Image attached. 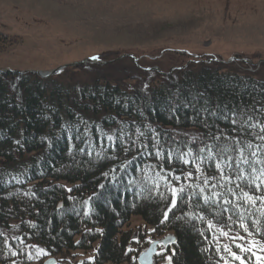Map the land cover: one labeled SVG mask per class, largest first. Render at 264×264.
Returning a JSON list of instances; mask_svg holds the SVG:
<instances>
[{"label": "trees", "instance_id": "trees-1", "mask_svg": "<svg viewBox=\"0 0 264 264\" xmlns=\"http://www.w3.org/2000/svg\"><path fill=\"white\" fill-rule=\"evenodd\" d=\"M60 76L0 73V264L96 246L90 264L131 262L151 235L133 217L176 236L158 260L264 264V79L214 64L133 91Z\"/></svg>", "mask_w": 264, "mask_h": 264}, {"label": "rangeland", "instance_id": "rangeland-1", "mask_svg": "<svg viewBox=\"0 0 264 264\" xmlns=\"http://www.w3.org/2000/svg\"><path fill=\"white\" fill-rule=\"evenodd\" d=\"M203 64L264 79V0H0L3 73L47 78L35 71L61 68L51 76L60 73L67 85L101 80L133 91L146 89L155 74ZM130 223L151 234L125 263L138 264L151 242L169 233L153 234L155 228L139 217ZM16 230L15 223L9 234L15 237ZM97 248L58 258L61 264H90ZM167 260L169 255L156 264Z\"/></svg>", "mask_w": 264, "mask_h": 264}, {"label": "water", "instance_id": "water-1", "mask_svg": "<svg viewBox=\"0 0 264 264\" xmlns=\"http://www.w3.org/2000/svg\"><path fill=\"white\" fill-rule=\"evenodd\" d=\"M88 60H84V61H81V62H77V63H72V64H67L65 66H62L61 68H65V67H72L74 65H79V64H84L86 63ZM89 61L91 62H100L99 60H95L93 58H90ZM61 68H58L52 72H49V73H42L40 71H35L37 72L38 74H40L41 76L43 77H48L50 75H54L59 69ZM7 70H1L0 72H5ZM177 241L176 237L174 235H168L163 241L162 243L165 245V246H168V245H171V244H174L175 242ZM160 242L156 241V242H153L150 244V246L144 251L142 252V254L139 256L138 258V262L139 264H155V256L158 252V246H159ZM162 264H172L171 261H167V262H164Z\"/></svg>", "mask_w": 264, "mask_h": 264}, {"label": "snow or ice", "instance_id": "snow-or-ice-1", "mask_svg": "<svg viewBox=\"0 0 264 264\" xmlns=\"http://www.w3.org/2000/svg\"><path fill=\"white\" fill-rule=\"evenodd\" d=\"M249 199H252L251 197H249ZM224 235H227V233H224ZM232 255H236L235 253H232ZM237 259H240V257L236 256Z\"/></svg>", "mask_w": 264, "mask_h": 264}]
</instances>
